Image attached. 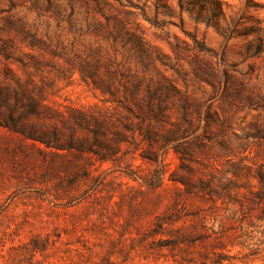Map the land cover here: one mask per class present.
<instances>
[{"label":"rangeland","instance_id":"obj_1","mask_svg":"<svg viewBox=\"0 0 264 264\" xmlns=\"http://www.w3.org/2000/svg\"><path fill=\"white\" fill-rule=\"evenodd\" d=\"M0 264H264V0H0Z\"/></svg>","mask_w":264,"mask_h":264},{"label":"trees","instance_id":"obj_2","mask_svg":"<svg viewBox=\"0 0 264 264\" xmlns=\"http://www.w3.org/2000/svg\"><path fill=\"white\" fill-rule=\"evenodd\" d=\"M32 39L34 41H32L30 44L33 47L37 44L36 42H38V39L35 36H33ZM189 102V99L185 95L182 103L181 118L173 123L176 129L173 131L181 134H188L190 131L194 130V118L189 112ZM145 103L147 111L150 112V114H154L157 119H159L161 116H166V107L164 106L162 96L155 88L149 89V96Z\"/></svg>","mask_w":264,"mask_h":264}]
</instances>
